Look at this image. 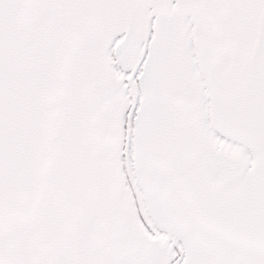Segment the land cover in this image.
I'll list each match as a JSON object with an SVG mask.
<instances>
[{
    "label": "snow or ice",
    "instance_id": "1",
    "mask_svg": "<svg viewBox=\"0 0 264 264\" xmlns=\"http://www.w3.org/2000/svg\"><path fill=\"white\" fill-rule=\"evenodd\" d=\"M0 264H264V0H0Z\"/></svg>",
    "mask_w": 264,
    "mask_h": 264
}]
</instances>
